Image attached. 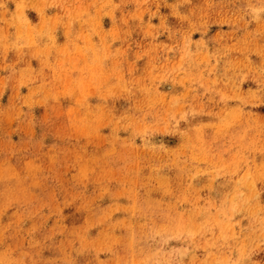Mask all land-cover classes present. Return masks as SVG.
<instances>
[{
  "label": "rangeland",
  "instance_id": "rangeland-1",
  "mask_svg": "<svg viewBox=\"0 0 264 264\" xmlns=\"http://www.w3.org/2000/svg\"><path fill=\"white\" fill-rule=\"evenodd\" d=\"M0 264H264V0H0Z\"/></svg>",
  "mask_w": 264,
  "mask_h": 264
}]
</instances>
